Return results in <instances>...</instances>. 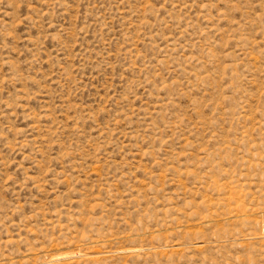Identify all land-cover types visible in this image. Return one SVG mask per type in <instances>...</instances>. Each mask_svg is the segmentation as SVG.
Returning <instances> with one entry per match:
<instances>
[{"label":"rangeland","instance_id":"obj_1","mask_svg":"<svg viewBox=\"0 0 264 264\" xmlns=\"http://www.w3.org/2000/svg\"><path fill=\"white\" fill-rule=\"evenodd\" d=\"M0 264H264V0H0Z\"/></svg>","mask_w":264,"mask_h":264}]
</instances>
